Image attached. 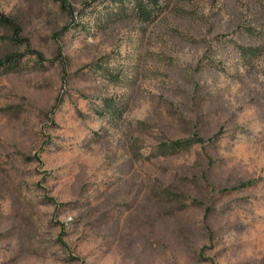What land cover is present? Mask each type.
<instances>
[{
  "label": "rangeland",
  "instance_id": "rangeland-1",
  "mask_svg": "<svg viewBox=\"0 0 264 264\" xmlns=\"http://www.w3.org/2000/svg\"><path fill=\"white\" fill-rule=\"evenodd\" d=\"M64 2L0 0V264H264V0Z\"/></svg>",
  "mask_w": 264,
  "mask_h": 264
},
{
  "label": "trees",
  "instance_id": "trees-1",
  "mask_svg": "<svg viewBox=\"0 0 264 264\" xmlns=\"http://www.w3.org/2000/svg\"><path fill=\"white\" fill-rule=\"evenodd\" d=\"M63 4H65L64 0H60V6L64 7ZM137 11L139 12V14L141 16H145V17L149 16L148 8L142 7L141 4L139 5V7H137ZM0 23L9 24V21L7 19L3 18L2 15L0 14ZM18 57H19L18 55H12V56L6 57L5 60L0 62V73L12 71L15 68H17V66L19 64ZM181 145H182V143H174L171 146V148L176 149V148L181 147Z\"/></svg>",
  "mask_w": 264,
  "mask_h": 264
}]
</instances>
